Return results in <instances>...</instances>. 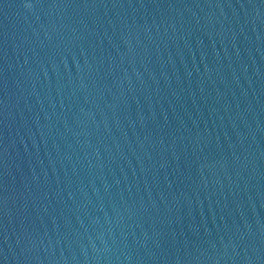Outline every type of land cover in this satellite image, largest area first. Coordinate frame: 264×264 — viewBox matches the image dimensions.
<instances>
[{
	"label": "water",
	"instance_id": "95a60500",
	"mask_svg": "<svg viewBox=\"0 0 264 264\" xmlns=\"http://www.w3.org/2000/svg\"><path fill=\"white\" fill-rule=\"evenodd\" d=\"M0 264H264V0H0Z\"/></svg>",
	"mask_w": 264,
	"mask_h": 264
},
{
	"label": "snow or ice",
	"instance_id": "6c2138e0",
	"mask_svg": "<svg viewBox=\"0 0 264 264\" xmlns=\"http://www.w3.org/2000/svg\"><path fill=\"white\" fill-rule=\"evenodd\" d=\"M26 6H28V7H31V4H30V3H28Z\"/></svg>",
	"mask_w": 264,
	"mask_h": 264
}]
</instances>
